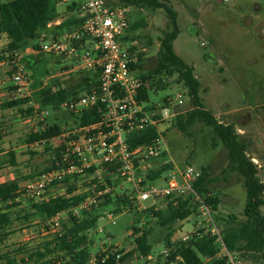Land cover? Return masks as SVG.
Here are the masks:
<instances>
[{
    "label": "rangeland",
    "instance_id": "374dc122",
    "mask_svg": "<svg viewBox=\"0 0 264 264\" xmlns=\"http://www.w3.org/2000/svg\"><path fill=\"white\" fill-rule=\"evenodd\" d=\"M7 1L10 0H0ZM161 1L178 14L180 34L174 41V51L183 61L194 67V75L200 82V97L204 107L220 122L234 125L240 140L247 145V154L257 165L258 174L264 183V0H223L221 4H218L217 0ZM57 12L58 19L48 31L42 33V39L53 38L51 30L59 24L79 20V13L72 12L63 4H57ZM130 19L131 24H139V27L129 34L135 42L136 50L142 54L143 72H152L156 68L161 39L169 29L168 16L163 9L131 8ZM7 42L6 36L0 35V51L6 47ZM27 52L25 56L30 54V51ZM45 57L48 76L44 77L43 81L51 84L52 80L56 79L71 91L77 90V84L86 72L66 69L70 64L69 60L51 55ZM10 68L0 64V104L11 96L9 85L12 80L8 72ZM25 71L30 75V71ZM159 79L163 80L165 89L152 91L151 101L163 103L166 97L175 96L178 91H182L185 101L180 114L185 116L192 109L187 89L178 81L176 75L170 77L161 74ZM35 93L37 92L32 88L28 97V106L35 110L33 117H25L19 108L0 109V129L4 128L8 132L4 137V152L0 154V164L6 158L7 152L15 151L17 154L16 167L9 164L0 165V182L18 179L21 188L31 180L29 176L45 170L50 163L51 152L39 146L35 148L36 154H32L23 144L25 136L37 129L43 112H48L45 113L48 123L58 120L63 124H73L65 103L58 112L40 109V96ZM161 128L164 131L162 149L172 168L147 184L165 187L166 179L171 173L180 174L188 165L204 169L213 180L210 186L212 194L220 200L218 210L214 214L220 227L223 229L243 221L246 190L242 177L229 171L227 150L222 143L217 141V145L213 146L212 129L203 122H196L187 132L180 131L172 122L163 124ZM58 141L59 139H54L51 142L57 144ZM162 165V161L152 160L148 170L150 172L151 169L160 168ZM108 176L112 182L111 186L115 187L113 196L125 193L132 204L131 207H123V211L116 214L113 212L117 206L116 199L105 203H90L87 209L76 216L80 220L94 210L103 212L97 228L88 235L89 240L93 241L92 254L95 256L123 250L133 254L123 264H154L159 258H166L168 234H171V240L176 242L202 226L203 220L197 212H193L184 221L175 222L171 229L162 228L156 218L149 219L152 250L148 261H145L139 253L131 226L136 212L141 214L150 207L165 209L166 200L151 198L139 201L134 197L132 184L115 173ZM103 177L108 184L106 176ZM58 189L67 191L64 185ZM30 202L31 199L23 200L21 206L14 209L12 235L0 244V253H10L18 260L26 259L30 251L37 249L45 238L53 234L47 232L40 219L23 221L16 217L20 215L22 218L24 212L30 210ZM261 210L264 214V205ZM111 213L115 217V224L108 218ZM67 216L64 215L62 221H66ZM230 216L235 217L234 222ZM147 221L146 215L142 216L139 228L147 226ZM244 259L248 260L249 264H264V261L256 262L249 256Z\"/></svg>",
    "mask_w": 264,
    "mask_h": 264
},
{
    "label": "trees",
    "instance_id": "16d2710c",
    "mask_svg": "<svg viewBox=\"0 0 264 264\" xmlns=\"http://www.w3.org/2000/svg\"><path fill=\"white\" fill-rule=\"evenodd\" d=\"M117 4L130 8L142 9L149 8L153 10L163 9L169 19V29L164 33L161 39V45L158 52L156 68L152 72H143L142 54L139 52L140 63L137 65L141 72L144 86L139 97L143 100H149L152 91L165 89L163 80L159 79L161 74L166 76L176 75L178 81L187 89V94L192 105V109L184 116L180 114L172 121L173 126L182 132L193 126L196 122H203L210 127L214 133L212 140L213 146L220 141L227 150L229 162V171L238 173L242 177L243 186L246 190V204L243 210L244 220L239 224L228 225L221 228L217 218L214 216L219 226L224 243L227 249L240 258L251 257L254 261H264V214L261 207L264 205V183L258 174V167L253 159L247 154V145L241 141L239 134L232 124L220 122L215 115L203 105L200 97V82L194 75V67L183 61L174 51V41L180 34L178 23V14L166 3L161 0H116ZM56 0H10L0 2V35H5L8 39L6 47L0 51V64L10 66L9 74L15 70L12 64L13 54L17 51H35L39 49L40 44L47 39H42L43 32L48 31L49 23L58 19ZM131 20V19H130ZM81 21H67L56 26L51 30L53 38H57L65 32H73L79 28ZM139 24H131L129 33L136 30ZM134 50V49H133ZM136 50V48H135ZM43 53H30L23 57V66L30 71L29 78L35 94L40 96L39 105L41 108L50 109L52 112H58L63 103L76 98L80 94L90 91V80L95 74L86 72L85 76L77 84V90L71 91L69 87L62 86L58 80H52L50 86L44 85V77L48 76L47 59ZM70 69V66H66ZM82 72V71H79ZM158 78V79H157ZM10 99L0 104V109L19 108L25 117H33L35 110L30 103L29 98L19 97L14 99L12 92L14 86L12 82ZM166 100V99H165ZM26 106L24 109L22 107ZM68 112V111H67ZM73 120V124H63L62 121L48 123L46 116L38 120L37 129L32 130L23 139L32 154H36V147L42 146L46 151L51 152L50 163L47 168L36 175L29 176L33 179L40 173L55 168V160L59 158L63 144L59 137L73 125H85L97 121L98 114L94 109H87L81 115L75 116L68 112ZM8 132L0 129V154L4 152L2 145L4 137ZM157 137L156 129L150 127L144 131H135L129 137L128 143L131 147L142 144H151ZM54 139H59L57 144L52 143ZM162 157H165L163 153ZM9 164L17 166V154L15 151L7 152L6 158L0 165ZM172 168V164H163L157 169H151L149 179L155 180L166 170ZM115 168L105 170L103 175L109 185H112L109 179L110 173ZM201 177L195 182L193 188L195 192L209 205L213 215L218 210L220 200L212 194L210 186L213 180L210 175L201 169ZM82 179L75 178L63 182L69 196L50 197L45 200H33L30 202V210L24 212L23 217L16 215L23 221L40 219L44 228H48L47 222L58 214L68 215L66 221L61 222L60 233L55 232L51 237L45 238V241L37 249L28 253L26 259L18 260L10 253H0V264H88L92 256L93 241L89 240V233L97 228L98 221L102 218L103 212L94 210L87 217L77 219L70 213L75 206H79L88 197L87 193H78L75 191ZM21 192L20 180L11 179L0 182V244H3L12 235L14 218V209L21 206L23 200H26ZM116 199L117 206L114 213L123 211V207H131V201L125 193L121 196H113V192L102 198V203ZM166 208L159 209L150 207L143 213L137 214L131 226L135 235V242L140 255L148 261L152 250L150 243V220L158 219L159 225L171 229L175 222L184 221L193 212L198 213L199 203L195 201L193 195L187 196H167ZM101 203V201L99 202ZM104 211V210H103ZM137 211V210H136ZM148 218V225L139 228L142 216ZM64 217V216H63ZM62 217V219H63ZM231 221H235L234 216H230ZM171 234L166 237V247L169 254L165 259L159 258L154 264H226L222 259L220 247L217 243V237L212 235L206 229H200L192 233L186 241L179 240L173 242ZM23 251V250H19ZM131 252L111 251L109 253L96 254L95 264H123L132 257ZM162 257V255L160 256ZM245 260V259H244ZM247 264H249L245 260Z\"/></svg>",
    "mask_w": 264,
    "mask_h": 264
},
{
    "label": "built area",
    "instance_id": "2783aa9c",
    "mask_svg": "<svg viewBox=\"0 0 264 264\" xmlns=\"http://www.w3.org/2000/svg\"><path fill=\"white\" fill-rule=\"evenodd\" d=\"M72 12L79 13L81 24L73 32H65L57 38L43 41L39 49L30 53H43L70 61L69 71H82L95 74L90 80V91L84 92L65 103L68 112L75 116L87 109H94L97 121L82 126L73 125L60 135L63 144L60 156L55 160L56 167L46 170L31 179L21 192L25 198L45 200L50 197L69 196L64 189H58L67 179H82L75 191L87 193L88 197L79 206L70 210L77 216L90 203H99L104 196L115 191V187L105 182V170L115 168L113 173L132 184L134 197L139 201L167 196L193 195L199 203L198 213L203 222L200 229H206L217 237L219 256L226 264H247L243 258L235 256L226 247L221 230L216 223L212 209L195 192L193 185L201 177L202 171L188 165L180 174L171 173L165 187L147 184L150 161L158 159L169 163L162 157L163 129L161 126L175 120L184 105V93L178 91L168 96L163 103L151 99L138 98L144 81L137 65L140 63L139 51L129 34L130 7L117 4L116 0H56ZM59 24V23H58ZM54 21L49 23V27ZM134 49V50H133ZM27 51L13 54L15 67L11 80L14 86L13 98H28L32 91L29 74L23 66ZM47 82H44L46 85ZM45 113L43 112L44 118ZM37 116V115H35ZM156 129L157 137L151 144L131 147L129 137L135 131ZM112 174V173H111ZM64 214H58L47 222V232L60 233ZM108 218L115 224L114 215ZM192 234V233H191ZM191 234L181 240L186 241ZM169 249L165 252V257ZM97 258L92 254L88 264H95Z\"/></svg>",
    "mask_w": 264,
    "mask_h": 264
},
{
    "label": "water",
    "instance_id": "95a60500",
    "mask_svg": "<svg viewBox=\"0 0 264 264\" xmlns=\"http://www.w3.org/2000/svg\"><path fill=\"white\" fill-rule=\"evenodd\" d=\"M223 0H217L218 4H221Z\"/></svg>",
    "mask_w": 264,
    "mask_h": 264
}]
</instances>
